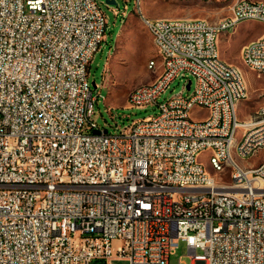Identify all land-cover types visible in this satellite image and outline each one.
<instances>
[{
    "label": "built area",
    "instance_id": "1",
    "mask_svg": "<svg viewBox=\"0 0 264 264\" xmlns=\"http://www.w3.org/2000/svg\"><path fill=\"white\" fill-rule=\"evenodd\" d=\"M136 13L166 69L128 98L160 111L114 135L93 120L89 68L108 29L98 0H0V264H170L180 242L191 264H264V161L241 163L264 151V105L240 118L248 88L219 51L241 24L264 26V1L235 0L214 22ZM241 56L264 76V29ZM179 75L193 94L158 103ZM206 151L231 184L206 174Z\"/></svg>",
    "mask_w": 264,
    "mask_h": 264
},
{
    "label": "rangeland",
    "instance_id": "2",
    "mask_svg": "<svg viewBox=\"0 0 264 264\" xmlns=\"http://www.w3.org/2000/svg\"><path fill=\"white\" fill-rule=\"evenodd\" d=\"M98 0L108 18V29L100 50L95 54L89 68V83L94 95L101 94L95 103L93 120L102 130L114 135L123 133L130 125L151 119L159 114L155 104L134 107L129 104V93L137 86L154 82L163 72V64L155 46L153 36L143 25L136 13L138 0ZM264 1V0H252ZM145 16L151 19H206L219 21L231 13L235 0H141ZM264 26L257 21L241 24L233 35H224L219 41L220 57L237 67L243 74L248 88V101L239 108L242 120L250 117L248 107L255 110L264 105V76L248 68L242 60L241 51L248 43L258 39ZM156 61L155 69L150 62ZM192 81L191 88L187 85ZM95 86L97 87H94ZM185 86V94H193L195 78L179 75L158 99L165 103L179 95ZM206 110L196 112L193 118L205 117ZM210 152L201 154L200 161L205 170L218 184L232 183L231 169L216 171L210 163ZM264 161V151L249 160H241L244 166H256ZM199 254L201 252H198ZM191 264L187 245L180 242L170 257V264ZM91 264H130L126 258H116L110 262L94 260Z\"/></svg>",
    "mask_w": 264,
    "mask_h": 264
},
{
    "label": "bare ground",
    "instance_id": "3",
    "mask_svg": "<svg viewBox=\"0 0 264 264\" xmlns=\"http://www.w3.org/2000/svg\"><path fill=\"white\" fill-rule=\"evenodd\" d=\"M140 2H141V0H138V3H140ZM152 20H154V21H162V19H152ZM184 22H191V19H184ZM147 30L153 36V40H154L155 46H156V48L158 50L159 55H161V46L159 45V36H158L157 32L156 31H150L149 29H147ZM160 58L162 60V57H160ZM242 60H243V62L245 63V65L248 68L252 69L248 56H242ZM162 64H163V71H164V69H166V60H162ZM156 66H157V62L156 61H151L149 68L153 70V69L156 68ZM240 73L242 75V81H245L241 71H240ZM150 85H156V80L154 82H152V83H149V84L139 85L136 88L149 87ZM128 101H129V104H131V98H128ZM241 104L242 103H239V108H240ZM249 122H256V115H250ZM254 134H255V127L244 128V135H254ZM244 149H245V139H238L237 141H234V152H242ZM210 163H211L212 167L216 171H218V168L216 167V162H214L212 157H210ZM222 170L223 169H219V171H222ZM206 174H209V173L206 171ZM214 181H216L215 178H214ZM216 183H217V181H216Z\"/></svg>",
    "mask_w": 264,
    "mask_h": 264
},
{
    "label": "water",
    "instance_id": "4",
    "mask_svg": "<svg viewBox=\"0 0 264 264\" xmlns=\"http://www.w3.org/2000/svg\"><path fill=\"white\" fill-rule=\"evenodd\" d=\"M107 2H108V4H111V5L114 4V1L107 0ZM94 87H96L95 84H94ZM188 88H190V84L188 85ZM94 133H100V131L95 130Z\"/></svg>",
    "mask_w": 264,
    "mask_h": 264
},
{
    "label": "crops",
    "instance_id": "5",
    "mask_svg": "<svg viewBox=\"0 0 264 264\" xmlns=\"http://www.w3.org/2000/svg\"><path fill=\"white\" fill-rule=\"evenodd\" d=\"M185 19H191V18H185ZM162 61V60H161Z\"/></svg>",
    "mask_w": 264,
    "mask_h": 264
}]
</instances>
